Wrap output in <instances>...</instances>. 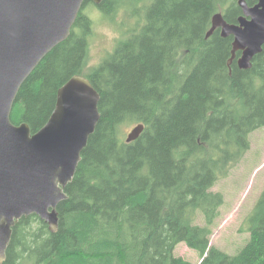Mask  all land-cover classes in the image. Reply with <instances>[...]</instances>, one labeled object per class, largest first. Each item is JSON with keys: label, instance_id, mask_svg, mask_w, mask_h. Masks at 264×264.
I'll use <instances>...</instances> for the list:
<instances>
[{"label": "trees", "instance_id": "1", "mask_svg": "<svg viewBox=\"0 0 264 264\" xmlns=\"http://www.w3.org/2000/svg\"><path fill=\"white\" fill-rule=\"evenodd\" d=\"M138 1L86 0L71 35L21 86L11 119L32 132L76 74L100 92L101 119L58 207L59 230L35 214L23 217L2 264H194L174 254L181 242L202 254L200 264H264V190L246 245L233 255L211 246L225 203L212 188L264 127L263 54L241 69L236 60L229 65L233 37L219 30L206 37L219 11L237 22L238 0H151L143 23L88 69L94 22L85 10L94 4L109 14ZM138 123L145 130L128 143L125 127Z\"/></svg>", "mask_w": 264, "mask_h": 264}, {"label": "water", "instance_id": "2", "mask_svg": "<svg viewBox=\"0 0 264 264\" xmlns=\"http://www.w3.org/2000/svg\"><path fill=\"white\" fill-rule=\"evenodd\" d=\"M86 0H0V264L7 258L13 228L23 218L39 216L51 232L59 230L60 203L69 198L66 187L75 177L101 119L100 92L89 78L76 74L58 90L55 109L36 132L11 119L21 86L56 46L72 32ZM100 5L104 0H93ZM242 14L229 22L221 11L212 17L206 37L217 29L233 37L242 69L253 66L264 51V0L250 5L238 0ZM145 130L136 124L126 141Z\"/></svg>", "mask_w": 264, "mask_h": 264}, {"label": "rangeland", "instance_id": "3", "mask_svg": "<svg viewBox=\"0 0 264 264\" xmlns=\"http://www.w3.org/2000/svg\"><path fill=\"white\" fill-rule=\"evenodd\" d=\"M150 2L151 0H139L135 3L115 4L116 9L109 14H104L94 4L85 10L94 22L89 40L88 69L100 64L121 40L130 35L131 30L143 23L144 6ZM135 125L125 127V137ZM250 140L251 147L242 160L212 188L224 194L225 203L211 236V246L231 255L243 248L250 239L248 218L264 190V127L253 131ZM203 221L200 215L199 222ZM174 254L194 264L202 261V254L185 242L176 246Z\"/></svg>", "mask_w": 264, "mask_h": 264}, {"label": "flooded vegetation", "instance_id": "4", "mask_svg": "<svg viewBox=\"0 0 264 264\" xmlns=\"http://www.w3.org/2000/svg\"><path fill=\"white\" fill-rule=\"evenodd\" d=\"M238 20V19H237ZM217 30H219L220 31V33H221V30L220 29H217ZM263 54V55H262ZM261 55H262V57H263V59H264V51L261 53ZM240 56V52H238L237 53V56H236V58L234 59V60H236V62H237V64H238V61H237V58ZM239 66V65H238ZM240 68V67H239ZM242 69V68H241Z\"/></svg>", "mask_w": 264, "mask_h": 264}]
</instances>
